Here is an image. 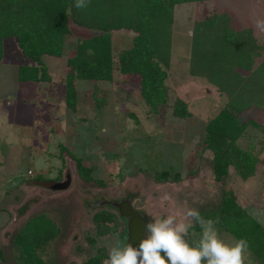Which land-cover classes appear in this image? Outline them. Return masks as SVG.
<instances>
[{"label": "rangeland", "instance_id": "1", "mask_svg": "<svg viewBox=\"0 0 264 264\" xmlns=\"http://www.w3.org/2000/svg\"><path fill=\"white\" fill-rule=\"evenodd\" d=\"M214 10L229 11L240 28L251 27L264 56V0L176 5L165 80L167 101L156 114L148 111L141 100L138 78L133 75H115L112 81H77L75 110L65 107V59L74 54L78 41L96 31L69 21L70 33L61 57H42L49 82H18L17 67L33 63L21 56L14 38L3 40L0 264H19L13 238L28 219L37 215L46 216L57 229L56 235L38 251L46 264H83L99 248L108 255L117 239L125 243V221L119 220L114 231L96 236L91 217L99 210L118 215L109 202L127 197L132 208L146 217L154 220L175 215L179 220L188 209H197L203 215L218 203L221 189H230L236 203L264 226V132L255 133L260 141L255 149L257 164L254 175L246 180L229 169L225 179L214 181L211 153L199 152V137L205 125L227 101L226 95L205 79L188 73L193 22ZM110 43L115 56L131 46V34L126 30L112 31ZM93 92L104 102H95ZM176 98L187 105L189 116L185 119L171 113ZM237 119L264 125V108L250 107ZM60 145L90 168L91 181L78 175L75 161L68 152L59 150ZM163 170L169 171L170 179L156 181L155 172ZM176 172L179 177L173 180ZM67 180V188L57 190ZM99 200L108 205L92 209L90 205ZM214 226L226 242L234 240ZM201 233L202 225L193 222L186 239L195 244ZM246 264L257 263L248 256Z\"/></svg>", "mask_w": 264, "mask_h": 264}, {"label": "trees", "instance_id": "2", "mask_svg": "<svg viewBox=\"0 0 264 264\" xmlns=\"http://www.w3.org/2000/svg\"><path fill=\"white\" fill-rule=\"evenodd\" d=\"M204 1L209 0H90L86 8L77 9L75 0H0V60L3 40L14 38L21 56L33 63L19 65L16 80L49 82L42 57H61L65 38L70 33V21L97 33L78 41L74 54L65 59L68 69L64 80L65 107L75 110L77 81H112L115 75H133L138 78L141 100L148 111L156 114L167 101L165 80L173 9L179 4ZM234 19L227 10H214L193 22L190 35L188 73L205 79L227 97L225 105L205 125L198 142L200 153H211V172L216 182L225 179L229 169L241 180L254 175L255 149L260 142L255 133L264 132V125L237 119L250 107L264 108V56L253 29L240 28ZM118 30L131 34V46L113 56L110 32ZM91 97L99 103L105 100L98 98L97 92ZM171 109L174 117L189 116L186 103L179 98ZM59 150L69 153L84 181L92 180L90 168L83 166L80 158L63 145ZM178 177L176 172L172 179ZM154 179L168 181L170 173L155 172ZM201 217L214 221L219 231L234 239H246L249 257L257 264H264V226L236 203L233 191L221 189L218 203ZM121 219L124 220L106 210L96 211L91 217L96 236L114 231ZM56 233L46 216L28 219L13 238L18 252L16 261L46 264L38 251ZM107 257L106 251L99 248L83 264H102Z\"/></svg>", "mask_w": 264, "mask_h": 264}, {"label": "clouds", "instance_id": "3", "mask_svg": "<svg viewBox=\"0 0 264 264\" xmlns=\"http://www.w3.org/2000/svg\"><path fill=\"white\" fill-rule=\"evenodd\" d=\"M89 2L75 0L74 7L86 8ZM193 222L202 225V233L198 242L190 244L186 237ZM145 232L138 247L117 239L104 264H246L250 255L246 239L226 242L197 209H188L179 220L175 215L156 218L146 224Z\"/></svg>", "mask_w": 264, "mask_h": 264}, {"label": "water", "instance_id": "4", "mask_svg": "<svg viewBox=\"0 0 264 264\" xmlns=\"http://www.w3.org/2000/svg\"><path fill=\"white\" fill-rule=\"evenodd\" d=\"M68 186V180L57 187V190H64ZM108 205V202L99 200L90 205L92 209L103 207ZM109 205L116 209L120 218L126 219L125 231L126 239L125 243L130 242L134 247H138L139 242L145 236V226L153 219L143 216L140 212L131 208L129 199H122L119 202H109Z\"/></svg>", "mask_w": 264, "mask_h": 264}, {"label": "flooded vegetation", "instance_id": "5", "mask_svg": "<svg viewBox=\"0 0 264 264\" xmlns=\"http://www.w3.org/2000/svg\"><path fill=\"white\" fill-rule=\"evenodd\" d=\"M127 199H129V201L131 202V199H130V197H127ZM131 208H132V206H131ZM133 209V208H132ZM134 210V209H133ZM141 213V212H140ZM142 214V213H141ZM143 216H145V215H143ZM146 217V216H145ZM124 221H125V224H126V219L124 218Z\"/></svg>", "mask_w": 264, "mask_h": 264}]
</instances>
